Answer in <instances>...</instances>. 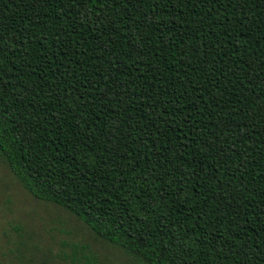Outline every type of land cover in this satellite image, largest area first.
<instances>
[{"label":"trees","instance_id":"obj_1","mask_svg":"<svg viewBox=\"0 0 264 264\" xmlns=\"http://www.w3.org/2000/svg\"><path fill=\"white\" fill-rule=\"evenodd\" d=\"M0 159L134 264H264V0H0Z\"/></svg>","mask_w":264,"mask_h":264},{"label":"rangeland","instance_id":"obj_2","mask_svg":"<svg viewBox=\"0 0 264 264\" xmlns=\"http://www.w3.org/2000/svg\"><path fill=\"white\" fill-rule=\"evenodd\" d=\"M0 264H134L79 218L32 197L0 159Z\"/></svg>","mask_w":264,"mask_h":264}]
</instances>
